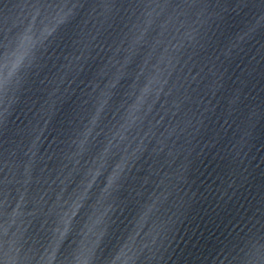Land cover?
Wrapping results in <instances>:
<instances>
[{"label": "water", "instance_id": "water-1", "mask_svg": "<svg viewBox=\"0 0 264 264\" xmlns=\"http://www.w3.org/2000/svg\"><path fill=\"white\" fill-rule=\"evenodd\" d=\"M52 2L0 0V67ZM80 3L25 62L7 100L0 92V264L43 254L64 182L65 200L82 193L84 162L110 142L108 168L56 264L73 257L76 230L99 204L112 211L95 264H111L137 231L135 264H264V0ZM6 228L22 237L18 256Z\"/></svg>", "mask_w": 264, "mask_h": 264}, {"label": "clouds", "instance_id": "clouds-1", "mask_svg": "<svg viewBox=\"0 0 264 264\" xmlns=\"http://www.w3.org/2000/svg\"><path fill=\"white\" fill-rule=\"evenodd\" d=\"M82 7L80 0H53L52 3L45 4L41 11L33 17L30 25L27 27L26 33L21 37L19 47L15 52L6 53L3 66L0 67V92H3L5 99L19 81L21 69L28 61L31 63L33 53L38 47L43 46L47 41L55 36L61 28L68 25L76 16L77 10ZM79 59V57L77 58ZM102 76L107 77V72L102 73ZM118 82V81H117ZM116 86L111 83L108 90H101L100 96L102 100V112L107 106V97L111 88ZM100 89V85H97ZM7 111V109H6ZM99 119V114L93 119V125ZM92 135V130L86 134L84 141L81 142L79 150L73 159L76 160V167L73 172L80 170V163L83 156L87 154V145ZM123 138H127V133H123ZM113 145L111 142L107 147L102 149L99 155L95 156L91 161H85V175L86 179L81 187L83 192L78 189L74 192L68 200H65V193L67 192V181L64 182L61 193L57 196L55 204L50 209V218L53 219L52 223V237L48 242L47 248L43 254L29 252L24 256L25 264H56L60 248L73 232V221L79 214L84 202L87 199L88 193L95 185L96 181L108 168V161L112 156ZM123 161L117 164L115 170L110 174L108 180V188L104 190L102 200H104L112 188L113 184L118 178V173L123 170ZM27 172H31V166H27ZM71 178V174H70ZM26 195V193H25ZM167 197L165 196L164 199ZM160 199L149 208V215L158 211ZM23 203V197L21 200ZM7 204V199L5 200ZM99 204V202H98ZM112 211L110 205L99 204L94 209V212L81 228L77 231L76 249L72 258H65L63 264H95V257L97 249L99 248L104 235H105V222L108 214ZM15 215H19V208L16 209ZM147 222L148 215L145 216ZM14 227V224L12 225ZM139 231L136 232L135 238H130L114 256L111 264H135L137 258L136 241L139 240ZM22 237L18 235H10V228L5 229V247H11L17 256L22 250L21 245ZM10 241V243H9Z\"/></svg>", "mask_w": 264, "mask_h": 264}]
</instances>
